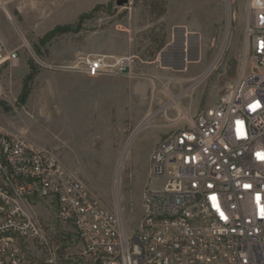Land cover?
<instances>
[{"label":"rangeland","instance_id":"374dc122","mask_svg":"<svg viewBox=\"0 0 264 264\" xmlns=\"http://www.w3.org/2000/svg\"><path fill=\"white\" fill-rule=\"evenodd\" d=\"M255 1L130 0L117 7L112 0L79 31L49 41L43 39L57 26L75 27L79 20H56L62 6L53 0H0L6 19L0 40L19 53L16 65L0 67V131L54 151L107 209H120L129 232L136 230L145 192L164 181L150 177L156 147L185 114L212 106L238 81ZM30 51L59 65L86 56L132 57L134 75L44 70ZM33 206L50 218L45 203ZM79 253L69 239L62 263L74 264Z\"/></svg>","mask_w":264,"mask_h":264},{"label":"built area","instance_id":"2783aa9c","mask_svg":"<svg viewBox=\"0 0 264 264\" xmlns=\"http://www.w3.org/2000/svg\"><path fill=\"white\" fill-rule=\"evenodd\" d=\"M246 35L238 81L212 106L185 114L152 153L151 180L164 181L145 192L134 231L54 151L0 131V264H63L71 238L80 250L74 264H264V0L252 5ZM30 55L44 70L134 75L132 57L59 65ZM18 60L0 40V67ZM42 203L47 220L33 211Z\"/></svg>","mask_w":264,"mask_h":264},{"label":"crops","instance_id":"0c3cea01","mask_svg":"<svg viewBox=\"0 0 264 264\" xmlns=\"http://www.w3.org/2000/svg\"><path fill=\"white\" fill-rule=\"evenodd\" d=\"M111 1L112 0H53V2L62 6L60 14H58L55 19L65 23L75 22L83 15L91 12L95 7L107 4ZM4 19L5 17L0 13V21Z\"/></svg>","mask_w":264,"mask_h":264},{"label":"trees","instance_id":"16d2710c","mask_svg":"<svg viewBox=\"0 0 264 264\" xmlns=\"http://www.w3.org/2000/svg\"><path fill=\"white\" fill-rule=\"evenodd\" d=\"M154 3V2H153ZM110 5V4H109ZM108 5V6H109ZM155 5V4H153ZM103 8V6H97L95 7L92 12L88 13V14H85L83 15L80 19H79V22L78 24L74 27V26H70V25H65V26H57L54 30H52L48 35H46V37L43 39V40H52L54 39L56 36H60V35H63V34H68V33H74L79 31V27H80V24H82L85 20H91L93 19L95 13L99 12L101 9ZM165 13V9L163 8L159 15L162 16L163 14ZM75 28V30L73 29Z\"/></svg>","mask_w":264,"mask_h":264},{"label":"water","instance_id":"95a60500","mask_svg":"<svg viewBox=\"0 0 264 264\" xmlns=\"http://www.w3.org/2000/svg\"><path fill=\"white\" fill-rule=\"evenodd\" d=\"M130 0H116V6L117 7H125L127 4H129Z\"/></svg>","mask_w":264,"mask_h":264},{"label":"snow or ice","instance_id":"6c2138e0","mask_svg":"<svg viewBox=\"0 0 264 264\" xmlns=\"http://www.w3.org/2000/svg\"><path fill=\"white\" fill-rule=\"evenodd\" d=\"M257 155L260 159L264 160V154L258 153Z\"/></svg>","mask_w":264,"mask_h":264},{"label":"bare ground","instance_id":"6f19581e","mask_svg":"<svg viewBox=\"0 0 264 264\" xmlns=\"http://www.w3.org/2000/svg\"><path fill=\"white\" fill-rule=\"evenodd\" d=\"M229 7V6H228ZM146 123V122H145Z\"/></svg>","mask_w":264,"mask_h":264}]
</instances>
